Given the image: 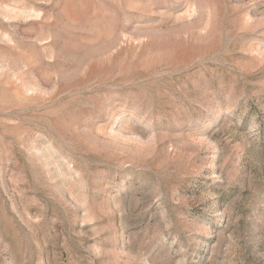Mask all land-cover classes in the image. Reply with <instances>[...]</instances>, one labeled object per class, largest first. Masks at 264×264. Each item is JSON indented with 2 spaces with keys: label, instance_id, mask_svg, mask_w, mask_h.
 I'll return each mask as SVG.
<instances>
[{
  "label": "rangeland",
  "instance_id": "obj_1",
  "mask_svg": "<svg viewBox=\"0 0 264 264\" xmlns=\"http://www.w3.org/2000/svg\"><path fill=\"white\" fill-rule=\"evenodd\" d=\"M0 264H264V0H0Z\"/></svg>",
  "mask_w": 264,
  "mask_h": 264
}]
</instances>
